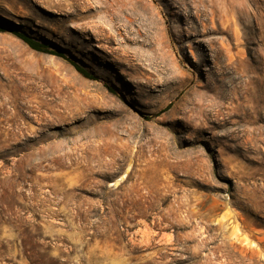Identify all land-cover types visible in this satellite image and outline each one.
I'll return each mask as SVG.
<instances>
[{
    "label": "rangeland",
    "instance_id": "1",
    "mask_svg": "<svg viewBox=\"0 0 264 264\" xmlns=\"http://www.w3.org/2000/svg\"><path fill=\"white\" fill-rule=\"evenodd\" d=\"M96 5L0 0V264H264V0Z\"/></svg>",
    "mask_w": 264,
    "mask_h": 264
},
{
    "label": "bare ground",
    "instance_id": "2",
    "mask_svg": "<svg viewBox=\"0 0 264 264\" xmlns=\"http://www.w3.org/2000/svg\"><path fill=\"white\" fill-rule=\"evenodd\" d=\"M69 1H72L74 4H78L80 0H64V2ZM92 2H94V4L96 3L98 5H102V8H99L98 16L105 15V18L108 19V26L114 25V23L121 21L124 22V27L130 29L131 26H133V24L138 20V17H140L141 19L143 18L145 24H147V33L151 37L153 35L151 31L154 29L156 31H160L161 29H159L158 26L163 25L162 19L159 18V13H157L156 8L152 5V0H84V5L88 7V5L90 6ZM212 3L215 2L212 1ZM198 15L200 16V13H198ZM130 34L134 36L141 35L140 31L133 33L132 29ZM157 34L159 33L157 32ZM176 72H178V70Z\"/></svg>",
    "mask_w": 264,
    "mask_h": 264
},
{
    "label": "trees",
    "instance_id": "3",
    "mask_svg": "<svg viewBox=\"0 0 264 264\" xmlns=\"http://www.w3.org/2000/svg\"><path fill=\"white\" fill-rule=\"evenodd\" d=\"M0 31H2L1 28H0ZM15 34L19 39H21L25 44H27L32 50H34L36 52L54 55V56H58V57L66 59L65 55H63L61 50L58 48H52L48 45L40 43V42L32 39L31 37L25 35V34H21V33H15ZM75 67H76L77 71L80 74H82L85 78L90 79V80H96V77L93 74L89 73L88 71H86L80 67H77V66H75Z\"/></svg>",
    "mask_w": 264,
    "mask_h": 264
}]
</instances>
